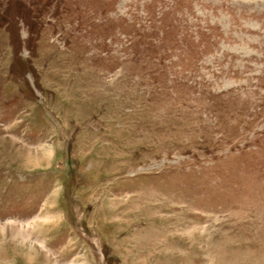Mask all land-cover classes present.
Segmentation results:
<instances>
[{
	"label": "rangeland",
	"instance_id": "rangeland-1",
	"mask_svg": "<svg viewBox=\"0 0 264 264\" xmlns=\"http://www.w3.org/2000/svg\"><path fill=\"white\" fill-rule=\"evenodd\" d=\"M0 264H264V0H0Z\"/></svg>",
	"mask_w": 264,
	"mask_h": 264
}]
</instances>
